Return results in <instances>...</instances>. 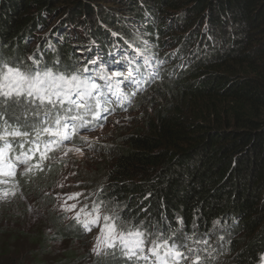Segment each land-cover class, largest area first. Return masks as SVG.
Wrapping results in <instances>:
<instances>
[{"label":"trees","instance_id":"obj_1","mask_svg":"<svg viewBox=\"0 0 264 264\" xmlns=\"http://www.w3.org/2000/svg\"><path fill=\"white\" fill-rule=\"evenodd\" d=\"M184 5V13L176 15ZM119 10L143 31L142 37L152 40L164 29L160 14L173 20L175 38L178 28L184 32L194 26L186 36L194 57L183 71L162 74L137 99L149 100L147 108L119 144L94 146L101 157L82 163L103 162L102 169L75 174L76 183L86 185H79V195L67 196L76 195L72 200H82L81 207L99 205L107 216H118L120 227L145 232L148 242L159 237L169 245H187L188 255L196 256L202 244L192 243L193 247L190 237L200 241L206 236L219 244L212 252L221 251L219 263L225 259L228 264L263 261L264 0H0V84L5 64L35 72L49 67L74 69L86 54L92 60L93 52H77L75 43L90 39L107 48L103 37L110 38L109 27L129 32L115 17ZM204 11L206 22L212 20L207 31L199 29ZM66 29L71 31L66 34ZM57 30L64 34L62 38ZM72 41L76 42L71 45ZM112 52L117 53L115 48ZM42 112L31 104H17L15 97L5 102L0 96V134L5 121L29 133L27 137L8 136L11 147L6 152L0 140L2 167L17 161L15 157L22 153L35 157L52 141L42 129H55V120L48 121ZM34 129L41 134L37 136ZM65 135L78 143L75 133ZM44 161L30 160V170L20 172L15 181L31 188L40 175L51 177L66 162ZM26 179L32 181L25 183ZM37 185L48 199L55 196L49 190L52 185ZM71 220L70 228L59 231V250L49 247L39 229L25 233L16 224L10 229L0 227V264H128L120 255L95 259L78 247L74 249L79 255H72L68 241L82 232L76 220Z\"/></svg>","mask_w":264,"mask_h":264},{"label":"rangeland","instance_id":"obj_2","mask_svg":"<svg viewBox=\"0 0 264 264\" xmlns=\"http://www.w3.org/2000/svg\"><path fill=\"white\" fill-rule=\"evenodd\" d=\"M100 4L109 7L103 1H101ZM186 8L187 5L179 8V10L175 12L176 15L178 14L179 16L182 12L184 13V9ZM124 12L123 10H119L115 17L123 21L126 29L131 34L143 40L147 48L152 47L154 50H159L158 55L164 57H167L169 53L178 52V57H175V65L172 63L167 68L162 67L163 73L170 67L176 69L177 66L180 67L182 64H184L185 67L189 66L187 60L191 58V56L189 55V51L183 49L188 45L186 36L194 26L186 28L184 32L181 31V28H178V38H175L172 34L174 25L173 20L169 16H162L160 14L159 22H163L162 28L164 29L161 34L154 37L152 40L150 37H142L143 31L140 30L135 23L125 18L126 15ZM204 13L199 29L212 25V20L206 22L207 11H204ZM54 23L52 26L55 25ZM189 25L191 24H188V26ZM78 36L81 37V35ZM86 41L87 44L84 46V49H86L93 40L87 39ZM75 42L76 41H72L69 43L73 45ZM67 47L68 46H66L65 50H67ZM179 51L181 52L179 53ZM109 73L111 75H116L120 72L109 71ZM156 82L157 81L151 83L145 91L135 96L133 100L127 101L123 107L115 106L113 101L116 98L115 95L110 91H106L107 97L112 100L108 109H105L103 107L104 103H101L98 108L94 110V116H80V129L74 132L79 138L78 143L74 144L72 140L63 139L62 144L57 148L58 152L55 154L45 153L47 158H42L41 156L40 159L42 161L45 160V164L48 162H58L59 159L62 161L66 160V162L60 161L62 166L55 174H52L53 176L49 177V173L47 175H40L39 182H34L37 180L35 179L33 183H31V188L22 187V184L19 183L18 180L15 181V176H18L20 172L25 173L26 169H28L20 158L18 161L6 163L3 167L0 164V227L10 229L16 224V229L23 230L25 233L31 229H39L47 236L49 240L48 243L50 242L48 244L49 247L59 250L60 247L58 244L61 243L58 237L59 231L68 227L70 228L71 222L69 221H72L71 216L68 215L69 218L67 219L63 215L62 210H65L67 205H71V202H66V196H61V193L68 191L69 194H78L77 192L81 189L79 185L81 184V186H83L86 184L84 182L76 183L75 174L84 172V170H87L86 172L91 174L93 171L102 169V164L100 165V163L103 162L97 164H89L88 161L86 163L82 162L84 159L101 157V154L96 155V146L101 144V146L117 145L121 137L133 129L142 111L147 108L149 101L142 100L139 102L137 99L148 93ZM89 107L90 110H93L92 104H90ZM74 161L80 163H71ZM9 165H11V168H9ZM5 171H11L14 175L5 176L3 174ZM30 181L32 180L26 179L25 183ZM37 184L41 186L43 184L44 186L52 185L49 190H54L55 196L48 199V194H42L43 190L42 188L40 189V186ZM4 193H8L7 197L4 196ZM36 193H41V197L36 196ZM58 193L60 194L57 195ZM74 202L82 203V200H74ZM72 228L75 227L73 226ZM97 234V230L93 232H84L81 234V237H74L73 240L68 241V244L71 246L70 248L74 251L72 255H79L76 249H74V247H78L81 251L86 250L95 259H102L106 256L105 254H101L102 257H97L96 253L93 251L95 248V245H93V238L97 236ZM190 239L191 244H202V246L199 247L201 251L199 254L201 257L200 264H228L226 263V259L224 262L222 261L219 263V256L222 255L221 251L217 254H212L214 249H216L215 246L219 247V244H217L215 240H209L206 236H203L200 241L197 240L196 242L192 236ZM205 241H207V243H204ZM25 245H27V243ZM192 246L194 247L195 245L192 244ZM187 250L183 249L181 251L184 252ZM190 256L192 255H188L189 259L185 261V264H191V260L194 258H190ZM204 261L210 262L204 263Z\"/></svg>","mask_w":264,"mask_h":264},{"label":"snow or ice","instance_id":"obj_3","mask_svg":"<svg viewBox=\"0 0 264 264\" xmlns=\"http://www.w3.org/2000/svg\"><path fill=\"white\" fill-rule=\"evenodd\" d=\"M7 71L3 74V84H0V96L5 98V102L11 100L13 97L16 98L17 104H35L39 102L41 107L46 105H51L52 108H55L57 105L63 106L66 103H71L75 107H85L82 103H77L74 100H71V91L74 90L71 86L76 84L79 86V79L75 73L65 76L63 74L54 75L51 70L35 72H21L19 69L12 68L7 64L4 65ZM131 75V74H129ZM64 85H68L67 88ZM95 87V85H92ZM80 99L83 100V94L78 93ZM34 115L39 116V112L34 113ZM49 115L48 112L45 113V117ZM3 117L0 116V119ZM25 120H27V115H25ZM19 119V117H17ZM75 119V117H72ZM55 124L59 126L61 124L60 118L55 120ZM5 129L2 134H0V140H4L6 152L11 145L8 144L7 137L11 136L16 137H27L29 133L27 131H21L19 128H12L11 125H8L5 121ZM64 128H67L68 125H63ZM39 136L40 130L34 129ZM43 133H48L49 135H55L62 137L61 141L53 140L48 145H45L46 151L53 150L52 145H56L59 142H62L63 139H68V136L61 133L59 128L53 130L49 127H44L42 129ZM23 147V145H21ZM39 150V145H37V151ZM4 153L0 152V159L3 158ZM23 155V153H22ZM42 158H47L45 153H42ZM19 160V157H17ZM23 162V161H22ZM11 168V165H9ZM30 169H26L29 171ZM5 176L14 175L11 171L3 172ZM8 193H4V196L7 197ZM79 195V194H76ZM76 195L69 196L68 199H76ZM75 208V205H67L65 211H72ZM83 209H81V212ZM93 211L96 212L95 216H92L91 213L87 215L90 217L85 220L80 219V212H77L73 219L76 220L78 224H81L82 227L91 231V227L98 225L101 220L100 216V206L96 205L93 208ZM118 216H103V225L101 226V233L104 235L103 243L106 248L110 249H119L120 255L125 261H149V264H153L150 260V257L155 258L154 264H180V261L188 260L189 257L185 256L183 252H180L176 249V245L173 244L171 247L168 246L167 241H161L159 237L151 241V246L145 249V232L141 231L139 228L135 230H129L127 232L117 231V224L115 223ZM98 244L93 249V251L100 255V238L98 237ZM204 243H207L205 241ZM161 248H164L165 251L163 255L161 254ZM189 251H194L189 249ZM107 255V253H105ZM114 255V253H113ZM201 257L196 255L194 259L191 260V264H200Z\"/></svg>","mask_w":264,"mask_h":264},{"label":"clouds","instance_id":"obj_4","mask_svg":"<svg viewBox=\"0 0 264 264\" xmlns=\"http://www.w3.org/2000/svg\"><path fill=\"white\" fill-rule=\"evenodd\" d=\"M208 27L210 28V25H208L207 27H205V30L207 31L208 30ZM109 30L111 31L110 32V38H108L107 36H104L103 37V41L104 42H107L108 43V46H107V48H104V47H102L101 45H100V41H96V40H93L89 45H88V47L85 49V51H86V53L87 52H89V50H91L94 54H97V56L96 55H93V58H92V60H89V57H87L86 55L79 61V63L77 64V66L74 68V69H70V70H68V69H62L61 67H59L58 68V70H67L66 72H70V73H75V72H77V71H80V69L82 68V67H84L85 66V64L89 61V63L91 62L92 64H95L94 66L92 65L91 67H95V68H93V70H97V71H99L98 69L100 68V66L102 65V64H106V62H108V61H114L116 58H118V55H119V53L117 52L118 51V49H121V46H123V45H125L126 43H129L130 41L132 42V45H137L138 47H141L142 48V50L137 54V57L138 58H140V57H144V59H145V57L147 58V63H145V65H143V67H145L146 65L147 66H154V64L159 60V58H161V57H164V56H159L158 54H159V50H154V49H152V47H149V48H147L146 47V45H145V43L143 42V40H140V39H138V38H136L133 34H131V33H129V32H121V30H119L118 28H116V27H109ZM68 31H71V30H68V29H66L64 32L66 33V34H68ZM56 33L58 34V35H60V37L62 38L63 36H64V34L61 32V31H59V30H57L56 31ZM81 35V34H80ZM207 36H208V34H207ZM129 39V40H128ZM188 41V40H187ZM87 44V41L85 40V41H83V40H80V42H77V43H75V45H76V47H77V52H80L81 50V45L82 46H85ZM188 45H189V43H188ZM188 45L186 46V48L184 47V49L183 50H187V51H189V55L191 56V58H189L188 60H187V64H189L190 65V62L192 61V59H193V52L191 51V50H188ZM109 46H113V47H111V48H109ZM149 46H152V45H149ZM113 48H115L116 49V52L117 53H113L112 52V49ZM156 51H158V52H156ZM181 51H179V53H180ZM114 54V55H113ZM170 54V53H169ZM121 55V54H120ZM172 55L174 56V57H172ZM175 57H178V52H172L170 55H168L167 57H164L166 60H167V66H166V68L167 67H169L170 66V64H172L173 63V65H175ZM124 58H126V59H129V56H128V54L127 53H125V55H124ZM123 57H121V58H119V59H124ZM153 58H155V62H154V59ZM98 60V61H97ZM134 64L136 65V63L134 62ZM111 65V64H110ZM109 65V66H110ZM134 65V66H135ZM128 66H130V65H128ZM122 67H124V66H120V63L119 64H116V62H115V64H114V66H112L111 68L112 69H110V70H116L117 68H122ZM189 67V66H188ZM187 67H185L184 66V64H182L180 67H178L177 66V68L176 69H174V68H172V67H170L169 69H167V71H165L164 73H163V71H162V74L163 75H169V74H167L168 72L171 74V75H174V73H176V71L177 72H181V71H183L184 69H186ZM145 69H146V67H145ZM57 70V71H58ZM108 72V71H107ZM65 73V72H64ZM109 73V72H108ZM65 74H68V73H65ZM110 74V73H109ZM111 75V74H110ZM113 75V74H112ZM117 75V74H116ZM160 77L161 76H159V78L157 79V80H155V81H157L158 82V80L160 79ZM155 81H153V82H155ZM152 82V83H153ZM156 82V83H157ZM116 83V82H115ZM107 84H109V86L107 85V86H105L104 84L102 85V88H103V90H104V92H105V95H106V91H110V92H112L114 95H115V92L114 91H112V86L114 85V82L113 81H111V80H109V81H107ZM151 84V83H150ZM134 86V84L132 85V86H130L129 87V85L128 84H123L122 85V87H124V89L125 88H127V90H130V88H132ZM149 86V85H148ZM147 86V87H148ZM123 89V90H124ZM135 89V88H134ZM147 88H145L143 91H145ZM143 91H141L140 93H142ZM140 93H138V95L140 94ZM137 95V94H136ZM85 96L88 98V100H90L91 101V98L93 99V97L91 96V94L90 93H88V92H86L85 91ZM107 96V95H106ZM117 97V96H116ZM131 100H133V97H131ZM109 101H111V100H106V101H100L101 103H104L103 104V107L105 108V109H108V106L109 105H111V103L109 102ZM101 103H98V105H100ZM105 103H108V106H105ZM127 102H125V103H123L122 104V106L121 107H123L125 104H126ZM92 104V103H91ZM114 104H115V106H117V107H120V106H118L120 103H115L114 102ZM33 107H35V108H39V109H41V110H43V112L42 113H46V112H49V113H51V116H52V118H54V117H57V118H59L58 117V115H56V114H59V116H61V118H60V120H61V122L65 125H69L68 124V122H69V119L65 116L66 114H68L69 112H71V115H70V118H72V117H75V122L76 123H78V124H80V116H84V114L85 113H88V114H91L92 115V113H93V110L95 109L94 108V106H93V104H92V106H93V110H90V105L89 106H87L84 110L82 109V108H79L78 110H82L83 111V113H80L78 110H76V109H74L73 108V110L74 111H70L68 108H71L70 106H68L67 105V103L66 104H64L63 106H60V105H57L55 108H52V106L51 105H46V106H44V107H41L40 105H39V102H37V103H35V104H31ZM89 117V115H87L86 114V116H84V117ZM48 121H53V120H48ZM77 126H79V125H77ZM77 126H75L74 125V128H75V130L77 131V130H79L80 129V126H79V128L78 129H76V127ZM68 129H69V127H67ZM65 129L64 127H62V128H59V131L61 132V133H63V134H66V132H67V130L68 129ZM47 135H49L48 133H46ZM49 136H51V135H49ZM60 137V136H59ZM60 139H62V137H60ZM63 141V140H62ZM62 144V142H59L58 144H56V145H53V150H55V149H57L60 145ZM51 151V150H50ZM49 151V152H50ZM48 152V153H49ZM31 160V159H30ZM29 160V161H30ZM28 162V161H27ZM25 166H27L28 167V169H30V165L29 164H27V163H23ZM67 195H69V193H66L65 195H63V196H66V197H68ZM100 211H101V209H100ZM102 212V217H101V219L103 220V216L104 215H106L105 213H104V211L102 210L101 211ZM111 217V216H110ZM79 225L80 224H78V228L79 229H81L80 227H79ZM95 230H97L98 231V233H99V227L98 228H94V229H91V231H83V230H81V232L82 233H84V232H93V231H95ZM98 235V234H97ZM95 238V237H94ZM94 238H93V240H94ZM114 255H116V254H114ZM204 263H206V261H204Z\"/></svg>","mask_w":264,"mask_h":264},{"label":"bare ground","instance_id":"obj_5","mask_svg":"<svg viewBox=\"0 0 264 264\" xmlns=\"http://www.w3.org/2000/svg\"><path fill=\"white\" fill-rule=\"evenodd\" d=\"M81 50H83V51L85 50V49H84V46H82V45H81ZM109 102H112V100H111V101H109ZM94 114H95V113H93L92 115H91V114H89V115H90L89 117H92V116H94Z\"/></svg>","mask_w":264,"mask_h":264}]
</instances>
